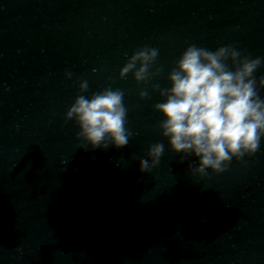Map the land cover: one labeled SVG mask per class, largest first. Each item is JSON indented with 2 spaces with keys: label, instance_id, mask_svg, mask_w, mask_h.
Masks as SVG:
<instances>
[{
  "label": "water",
  "instance_id": "95a60500",
  "mask_svg": "<svg viewBox=\"0 0 264 264\" xmlns=\"http://www.w3.org/2000/svg\"><path fill=\"white\" fill-rule=\"evenodd\" d=\"M188 44L264 57V0H0V264H264V139L193 174L159 135L162 98L136 95L167 87ZM141 46L158 50L159 73L118 78ZM79 79L83 95L122 91L126 145L76 138L63 112ZM155 142L157 164L139 171Z\"/></svg>",
  "mask_w": 264,
  "mask_h": 264
},
{
  "label": "clouds",
  "instance_id": "9594fccd",
  "mask_svg": "<svg viewBox=\"0 0 264 264\" xmlns=\"http://www.w3.org/2000/svg\"><path fill=\"white\" fill-rule=\"evenodd\" d=\"M157 54L155 47L132 50L117 77L130 73L133 81L147 83L160 71L152 67ZM262 63L264 57L250 58L232 44L213 50L188 44L165 76L167 87L153 83L137 91L140 99L150 93L162 98L151 106L160 117L156 125L159 135L181 160L194 158L188 166L191 173L222 172L230 160L257 150L264 139V96L258 94L264 88V75L254 77L253 73ZM63 77L70 79L72 73L65 70ZM75 87L77 94L63 112V119L75 123L76 138L91 147L126 145L133 133L125 127L127 109L122 91L105 86L83 95L88 87L85 79H79ZM163 148L160 142L150 144L147 158L137 160L138 170L145 172L155 166Z\"/></svg>",
  "mask_w": 264,
  "mask_h": 264
}]
</instances>
